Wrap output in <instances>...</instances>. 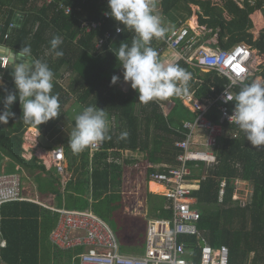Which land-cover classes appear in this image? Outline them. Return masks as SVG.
I'll list each match as a JSON object with an SVG mask.
<instances>
[{
  "label": "trees",
  "instance_id": "trees-1",
  "mask_svg": "<svg viewBox=\"0 0 264 264\" xmlns=\"http://www.w3.org/2000/svg\"><path fill=\"white\" fill-rule=\"evenodd\" d=\"M159 1L161 15H166L175 25L190 18L192 5L198 6L199 25L211 30L203 39L210 38L214 33L218 35V43L211 44L212 47L228 49L244 42L258 53H264V0H240L241 7L237 0H223V5L210 0ZM65 4L72 8L70 14L61 10L56 12L53 5L39 0H0V23L3 25L0 43L16 52L28 45L33 59L47 62L54 73L53 93L59 95L61 104V113L57 118L37 127L24 122L21 106L18 101L15 102L11 110L16 117L10 118L7 124L0 123V158H8L36 174L45 173L46 166L36 157L26 160L21 156L26 129L33 127L38 130L39 137L55 140L57 144L49 146L50 149L62 143L70 178L61 184L58 174L44 176L47 177L45 185L49 190L48 194L40 195L55 196L59 202L63 200L67 208H90L105 221L115 219L119 228L114 231L121 252L139 254L143 252L145 218H138V227L130 228L129 222H125L128 217H124V223L122 217H118L119 210L124 206V192L121 191L123 172L137 159L125 158L120 166L109 161V157L117 155L115 157L119 158L122 151L128 152L129 156L130 153L134 156L142 154L143 160L152 164L175 165V157L181 152L175 142L183 139L186 133L182 121L192 120L194 115L182 105L179 97L156 99L144 104L138 100V93L130 84L127 91L121 90L123 69L114 53L120 43L131 44L134 33L127 30L115 33L117 26H123L104 16L107 0H65ZM258 13L262 16L259 17ZM17 15L16 27L10 38L4 40L3 34ZM252 15L254 20L250 18ZM258 18L262 19V26ZM84 21H99V30L82 32ZM254 27H257V36L253 34ZM106 30L112 33L109 42L96 49V38ZM54 35H59L63 41L59 46V50L63 51L61 57H56L50 49V40ZM159 58L165 64L177 63L191 73L188 91L197 98L210 92V86H215L216 94L229 83L226 77L219 76L215 71L203 72L169 50L160 53ZM10 72L11 66H8L2 73L0 97L6 95L5 89L15 90ZM66 73H71V76L66 78ZM113 75L120 77L116 84H110ZM247 78L246 82L264 79V65H258ZM234 90L238 92L239 87ZM71 100L83 108L95 104L105 108L109 123L113 119V124H109L110 138L102 142L99 150L91 152L87 147L79 153L72 151L68 141L75 118L70 119L65 109ZM209 117L217 121V114H210ZM64 126L68 135L61 137L59 129L64 130ZM225 126L227 132L218 139L214 150L217 163L208 166L200 162L196 167H193L195 163H188L192 168L190 177L199 184V188L191 193L200 212L198 227L211 246L228 247L229 264H264V148L253 147L238 126ZM125 131L128 136L121 139V133ZM232 132H237L236 137L232 136ZM110 149L114 150L113 155H109ZM235 178L248 182L251 187L244 205H240L239 200H233ZM223 180L226 183L219 200ZM145 199L154 217L170 216L171 201L168 198L145 192ZM56 220V212L33 201L0 205V233L7 243L5 248L0 249V261L6 264H68L74 252L66 251L68 253L62 262L61 257L56 256L62 250L54 247L56 251L53 252L49 242V233ZM187 241L195 245L194 237ZM198 256L196 248V262L199 261Z\"/></svg>",
  "mask_w": 264,
  "mask_h": 264
},
{
  "label": "built area",
  "instance_id": "built-area-1",
  "mask_svg": "<svg viewBox=\"0 0 264 264\" xmlns=\"http://www.w3.org/2000/svg\"><path fill=\"white\" fill-rule=\"evenodd\" d=\"M39 1L53 5L56 12L60 10L64 14L72 12V8L65 4V0ZM198 11L199 7L196 6L194 14L197 22L194 27L181 23L164 38H154L151 47L157 50L158 54L169 50L179 59L203 72L215 71L219 76L226 77L229 83L216 94H214L215 86H210V92L201 98L195 97L190 91L179 96L182 105L194 116L192 120L182 121L186 133L183 139L175 142V146L181 150L175 157L177 162L175 165L152 164L144 161L142 154L138 157L130 153L129 156L128 152L122 151L118 158L113 155V149L109 150V155L114 156L109 157L111 162L123 164L125 158L137 159L129 167L137 173V176L141 175L143 180L146 178L145 183L156 182L161 185V195L171 201L170 216L145 218L143 252L125 254L120 251V243L114 229L91 209L47 206L46 208L57 213L56 224L50 232L49 240L59 250L74 252L70 264H229L228 247L211 246L198 227L200 212L195 207L196 200L191 193L199 188V184L190 177L192 168L188 163H195L193 167L198 166L200 162L208 166L217 163L214 150L218 139L227 132L225 125L237 126L229 120L233 109L232 101H225L228 94L235 93V87L230 86L231 80L251 75L258 60V51L244 42L228 49L209 46L217 44L218 39H212V42L202 40L211 30L199 25ZM104 16L107 17L105 13ZM18 17L19 15L10 22L3 34L4 40L10 38ZM100 25L99 21H84L81 29L84 33H90L99 30ZM2 28L3 25L0 23V35ZM115 33L120 32L115 29ZM111 36L110 31H104L103 35L95 40L96 49L107 45ZM0 59L3 61L1 67L6 69L9 64L8 56H0ZM260 64L261 62L258 61L256 67ZM2 73L0 72V81L3 79ZM214 113L217 114V121L209 117ZM197 130L203 132L202 137L197 135ZM236 135L237 132H232L233 137ZM38 138V133L33 132L30 127L26 129L21 145V156L26 160L36 157L47 168H54L60 175L61 184H65L70 178V173L67 171L64 147L59 144L51 148L47 155H42L38 151ZM101 146L102 143L89 148L94 152ZM200 146L204 149H198ZM149 168L153 170L149 171ZM225 183L226 181L223 180L220 184L219 200L224 193ZM233 184V200H239L240 205H244L251 193L248 182L235 178ZM27 191L19 173L0 174V205L13 201L42 203L37 196H31ZM192 237L195 238L194 246L187 241ZM6 244L5 238L0 233V249L5 248ZM196 248L199 250L198 262L194 258ZM0 264L6 263L0 261Z\"/></svg>",
  "mask_w": 264,
  "mask_h": 264
},
{
  "label": "clouds",
  "instance_id": "clouds-1",
  "mask_svg": "<svg viewBox=\"0 0 264 264\" xmlns=\"http://www.w3.org/2000/svg\"><path fill=\"white\" fill-rule=\"evenodd\" d=\"M155 6V0H107L105 12L106 16L123 26H117L118 33L125 30L134 33L131 44L120 43L114 54L123 69V81L136 90L138 100L144 104L184 95L191 80L189 71L177 63L165 64L157 50L151 47L154 38L162 39L168 31L161 16L155 13ZM62 43L59 35L50 40V49L56 57L63 56V51L59 50ZM15 55L10 72L15 90L5 89L6 95L0 97V123L7 124L10 118L16 117L11 109L17 101L27 124L38 127L57 118L61 113V104L59 95L53 93L54 73L48 63L33 59L28 45L20 48ZM247 79L242 76L231 80L230 86H238L239 91L225 98L226 102H233L229 120L238 126L253 147L264 148V79L246 82ZM118 80L120 77L113 75L110 84H116ZM109 131V116L105 108L89 105L76 116L68 142L72 151L79 153L110 138ZM127 136L126 131L121 133V139Z\"/></svg>",
  "mask_w": 264,
  "mask_h": 264
},
{
  "label": "rangeland",
  "instance_id": "rangeland-1",
  "mask_svg": "<svg viewBox=\"0 0 264 264\" xmlns=\"http://www.w3.org/2000/svg\"><path fill=\"white\" fill-rule=\"evenodd\" d=\"M210 1L215 3V4H218V5H223V3H224L223 0H210ZM159 2H160L159 0H155V4H156L155 13H157L161 16V19H162L164 26L168 29L165 36L169 35L170 32L174 28H176L177 26L181 25V23H183L184 25L191 23V25L195 26L196 15H193L194 17L191 16V17H193L192 18L193 21L190 18V19H187L186 21H182L181 23L176 24V25L174 24V22H170L168 20L169 18L166 15H161V9L162 8H161V5ZM237 3L241 7L242 3H240V0H237ZM192 6H193L192 11H193L196 8V5H192ZM259 14L260 13H258V15ZM225 16L228 17V14H226V12H225ZM261 16H262V14L259 15V17H261ZM250 18H252L253 20L255 19L253 15L250 16ZM263 20H264V18H263ZM254 28L255 29L253 30V34H254V36H257V34H258L257 27H254ZM212 39L217 40L218 35L216 33L213 34L208 40H206V42H209V41L212 42ZM204 40L205 39H203V41ZM200 41H201V38H200ZM209 46H211V44ZM213 48H216V47H213ZM257 56H258V60L254 64L255 66L253 67L251 74L253 71L256 70L255 67L258 64V61H260L261 64L264 65V53H262V54L257 53ZM65 75H66V78H69L71 76V73H66ZM128 87H129V83H126L124 81L121 82V84H120L121 90L127 91ZM65 109H67L68 117L70 119H74L83 110V107L80 104H78L75 100L74 101L71 100L65 105ZM109 124H111V125L113 124V119L110 121ZM59 130L58 131H59L61 137L68 135L67 134V131H68L67 127L64 126V130H62V129H59ZM196 133L200 137H202V135H203L202 131L197 130ZM49 139H51V138H49ZM51 140H52V142H50L47 139V141L50 143V146H53V144H57L55 140H53V139H51ZM43 141L45 142V139L42 137H40L38 139V147H39L38 151L42 155H47L50 148H46L43 144ZM60 145H62V143H60ZM198 149H204V147L200 146V147H198ZM140 155L141 154H138V157ZM115 156H117V155H115ZM205 168L206 167L204 166V169ZM130 171L132 172L133 170L130 168ZM13 172L19 173L21 175L22 184L25 186V188H27V190H28L27 192H29L31 196H37L38 198L40 197L43 200V202L52 203V201H50V197L42 198L43 196L40 195V194H48V190H49V187L47 185H45V183L47 182V180H46L47 177H44V175H42L43 173L40 172V174H36V173H34V171H32L30 169H25V170H22V168L18 169V168H16L15 163L11 162L10 160H5V158L4 159L0 158V174H2V173H13ZM44 172H45L44 173L45 176L46 175L47 176H57V174H58L54 168H50ZM134 172L135 171H133V173ZM125 174H126L125 175L126 177L123 180V190H124L123 196H124L125 202H123V204H124L123 208L119 210V216L118 217H122L121 220L123 221V223H124V217H128L125 222H129V224H130L129 227L131 228L133 226V228H134L135 226H137L136 221L138 220V218H143V219L144 218H151V217H154V214L152 211L149 210V208H148L149 206L145 207V199L143 197H145L146 191L144 190L145 187H144V182H143L141 175L138 174V176L137 175L135 176V174H137V173H134V175L132 173L131 174L125 173ZM40 186H44V187L42 188ZM249 188L251 191L250 186H249ZM248 198H249V196H248ZM146 212L148 215L146 217L134 216L136 214L142 215V214H145ZM106 222L110 225V227L112 229L116 230L117 228H119L118 222L113 218L107 219ZM120 251H122V250L120 249ZM67 253L68 252H66V251H59V254H57L56 256L61 257V259H62L61 261L64 262L63 260L65 259ZM53 259H54V257L52 255V260H51L52 263H53Z\"/></svg>",
  "mask_w": 264,
  "mask_h": 264
},
{
  "label": "crops",
  "instance_id": "crops-1",
  "mask_svg": "<svg viewBox=\"0 0 264 264\" xmlns=\"http://www.w3.org/2000/svg\"><path fill=\"white\" fill-rule=\"evenodd\" d=\"M192 7V9H193V6H191ZM193 15H195L194 14V10L192 11V14H191V16H193ZM190 16V18H191V20L193 21V17H191ZM190 18H188V19H190ZM258 22H259V24H260V26H262L263 25V21H262V19H260V18H258ZM189 23V22H188ZM190 25H191V23H189ZM193 26V25H192ZM201 39H202V37H201ZM209 39V38H208ZM208 39H206V40H208ZM203 40V39H202ZM31 128V130L33 131V132H35V133H38L39 134V132L37 131V129H35V128H33V127H30ZM40 138V137H39ZM38 138V139H39ZM42 138H44L45 139V142L43 141V144H44V146L46 147V148H49V146H50V143L47 141V139L50 141V142H52V140L51 139H49V138H47V137H42ZM38 159V158H37ZM5 160H9L8 158H5ZM39 160V159H38ZM115 163V162H114ZM116 164L117 165H120L121 166V164H119V163H117L116 162ZM154 164H157V165H162V163H154ZM66 165H67V162H66ZM128 168L125 170V172H123V177H122V181L124 180V178L126 177L125 175V173H127V174H133L134 175V173H133V171L131 172L130 171V167H129V165L127 166ZM16 168H18V169H21L22 168V170H25L22 166H20V165H18V164H16ZM46 169L48 170V169H50V168H47L46 167ZM67 171H68V168H67ZM68 173H70L69 171H68ZM42 175H44L45 176V174L43 173ZM144 190L146 191V192H149V193H152V194H155V195H161V193H160V191H162V188H161V185L159 184V183H156V182H151V183H144ZM36 189V188H35ZM123 190V186H122V188H121V191ZM144 191V192H145ZM123 192H124V190H123ZM44 197H46V196H44ZM43 197V198H44ZM47 197H50V201H52V203H46V202H43V200L41 199V198H38L42 203H40L41 204V206H44V207H47V206H52V207H56V208H58V207H61V206H64V202H63V200L62 201H58V199L55 197V196H51V195H49V196H47ZM144 199H145V197H143ZM145 201H146V199H145ZM123 202H125L124 201V196H123ZM39 204V205H40ZM145 207H146V202H145ZM90 209V208H89ZM136 209V208H135ZM134 216H144V217H146V216H148L147 215V212L145 213V214H142V215H139V214H136V215H134ZM53 229V228H52ZM51 232V231H50ZM49 235H50V233H49ZM49 238V237H48ZM49 242H50V240H49ZM51 243V242H50ZM51 247L53 248V252L54 251H56V249L54 248V246L51 244ZM53 252H52V254H53ZM51 254V255H52ZM125 254H132V253H125ZM71 263V260H70V262L68 263V264H70Z\"/></svg>",
  "mask_w": 264,
  "mask_h": 264
},
{
  "label": "water",
  "instance_id": "water-1",
  "mask_svg": "<svg viewBox=\"0 0 264 264\" xmlns=\"http://www.w3.org/2000/svg\"><path fill=\"white\" fill-rule=\"evenodd\" d=\"M1 48L3 50H1ZM17 52L15 50H13L12 48L10 47H5V46H2L0 45V56H3V55H7L8 58H9V66H11V61H13L14 59H16V54ZM1 64H2V60H0V71H4V68L1 67Z\"/></svg>",
  "mask_w": 264,
  "mask_h": 264
},
{
  "label": "bare ground",
  "instance_id": "bare-ground-1",
  "mask_svg": "<svg viewBox=\"0 0 264 264\" xmlns=\"http://www.w3.org/2000/svg\"><path fill=\"white\" fill-rule=\"evenodd\" d=\"M197 22V21H196ZM192 26V25H191ZM194 27V26H193Z\"/></svg>",
  "mask_w": 264,
  "mask_h": 264
}]
</instances>
